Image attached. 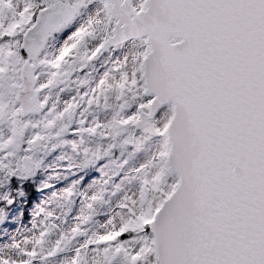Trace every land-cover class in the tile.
<instances>
[{"label": "snow or ice", "instance_id": "6c2138e0", "mask_svg": "<svg viewBox=\"0 0 264 264\" xmlns=\"http://www.w3.org/2000/svg\"><path fill=\"white\" fill-rule=\"evenodd\" d=\"M53 153L0 264H264V0H0V225Z\"/></svg>", "mask_w": 264, "mask_h": 264}, {"label": "rangeland", "instance_id": "374dc122", "mask_svg": "<svg viewBox=\"0 0 264 264\" xmlns=\"http://www.w3.org/2000/svg\"><path fill=\"white\" fill-rule=\"evenodd\" d=\"M55 155L56 154L53 153L46 161V163H51L52 167H46L40 171L42 180L39 185L40 191L37 195V203L30 207L26 214L20 213L19 208L16 206L13 212L10 213L8 221L4 225H0V232H4V229L7 228L8 231L4 234L12 235L22 243L23 236H30L41 227L40 220L43 218V213H41L40 216H35V213L39 211L40 208L54 210L57 216L61 214V205L63 201L58 199L55 200L52 193L66 185L72 177L64 178L62 174L59 176L54 174L61 173L62 171L56 167L57 161L54 160ZM33 219H35L36 228L29 222ZM54 238L55 237H53V239ZM2 251L4 253H14L15 250L4 249Z\"/></svg>", "mask_w": 264, "mask_h": 264}, {"label": "trees", "instance_id": "16d2710c", "mask_svg": "<svg viewBox=\"0 0 264 264\" xmlns=\"http://www.w3.org/2000/svg\"><path fill=\"white\" fill-rule=\"evenodd\" d=\"M25 194L27 196H29V199H28L29 201H28L27 206H26V207H29L34 202V198L36 196L33 194V191H30V190H28L27 192H25Z\"/></svg>", "mask_w": 264, "mask_h": 264}]
</instances>
